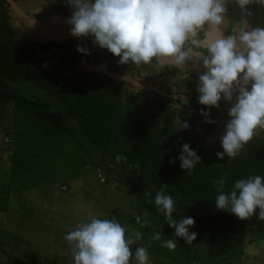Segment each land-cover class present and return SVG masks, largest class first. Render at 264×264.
<instances>
[{
  "label": "trees",
  "instance_id": "16d2710c",
  "mask_svg": "<svg viewBox=\"0 0 264 264\" xmlns=\"http://www.w3.org/2000/svg\"><path fill=\"white\" fill-rule=\"evenodd\" d=\"M9 11L8 3L0 0V105L13 103L16 111L19 110L16 117L26 113L38 126L45 125L43 133L53 143L57 137L61 141L67 137L79 143L86 141L96 151L97 158L91 154L95 168L115 161L110 176L141 198L143 213L162 217L166 225L154 199L160 186L169 185L165 194L174 199V217L195 220L189 231L197 233V239L191 244L183 237H176L179 243L174 241L175 250L192 254L191 259L197 258L196 254L209 260L225 259L241 249L250 221L263 227L260 229L264 232L259 209L247 220L217 209L214 202L218 185L213 184L225 173L228 174L225 191L236 180L254 175L264 177V145L226 164L207 163L203 152L184 140L188 129L173 128L176 118H169V103L176 102L178 93L169 92V81L163 80L161 88L154 81V74L169 73V68L150 71L151 82L138 77L140 83L151 86L152 90L132 88L115 78L82 69V59L90 56L77 50L78 45L86 47L84 40L37 44L17 30ZM86 38L91 50L93 37ZM53 48L57 53L50 51ZM38 51L50 60L57 59L55 70L44 67L43 61L38 60ZM96 56L99 61L106 60L104 54ZM88 64L95 65L90 61ZM93 75L102 80L95 81ZM135 89L139 90L138 94ZM157 96L162 98L156 99ZM174 108L180 111L175 105ZM185 143L202 160L190 174L181 168L179 160ZM173 159L175 163L171 162ZM146 190L152 195L146 197ZM149 199L153 203H148ZM6 201L2 200L3 209L8 205ZM172 230L175 229L169 226L174 236ZM164 234L161 232L162 237Z\"/></svg>",
  "mask_w": 264,
  "mask_h": 264
},
{
  "label": "clouds",
  "instance_id": "9594fccd",
  "mask_svg": "<svg viewBox=\"0 0 264 264\" xmlns=\"http://www.w3.org/2000/svg\"><path fill=\"white\" fill-rule=\"evenodd\" d=\"M235 2L243 13L251 15L247 6L254 0ZM68 3L73 9L67 21L73 25L71 34L93 37L94 45L120 57L117 61L120 65L133 64L139 68L149 65L156 70L175 67L181 69V74L187 73L188 78L185 65L193 62V67H198L202 63L206 71L199 76L197 92L198 102L209 106L208 111L201 109L205 123L213 122L208 119L210 108L219 107L222 95L232 101L238 93L234 106L228 110L231 119L221 137L224 151L216 153L220 160L225 155L236 157L253 139L257 128L264 129V27L249 31L246 22L241 20L225 36L221 26L228 11L227 0H68ZM77 50L91 54L84 46L78 45ZM148 74L145 71V76ZM188 103L186 97L179 95V103L174 105L183 110ZM189 127V122H181L180 117H176L173 128L180 131ZM179 160L181 168L189 174L202 162L187 143L182 147ZM171 162L175 163V159ZM227 176L225 173L213 182L214 186L218 185L216 208L240 220L253 217L259 209L258 218L264 221V177L254 175L236 180L231 189L225 191ZM168 187L167 184L160 186L154 203L167 224L175 229L173 235L191 244L197 239V233L189 231L195 220L174 217V199L165 194ZM144 195L148 197L152 193L146 190ZM148 203L153 201L149 199ZM136 221L140 227L150 223L140 216ZM126 232V227L115 217H93L81 220L64 239L72 246L74 264H131L133 258L136 264H148L147 249L139 246L133 255V237ZM134 238L139 240L141 233L135 232ZM152 239L159 241L161 233H154ZM162 246L173 250L177 245L170 239Z\"/></svg>",
  "mask_w": 264,
  "mask_h": 264
},
{
  "label": "rangeland",
  "instance_id": "374dc122",
  "mask_svg": "<svg viewBox=\"0 0 264 264\" xmlns=\"http://www.w3.org/2000/svg\"><path fill=\"white\" fill-rule=\"evenodd\" d=\"M91 50L88 58L91 63L113 74L124 71V65L117 63L120 57L94 44ZM50 51L57 53L55 48ZM97 54H104L106 62L99 61ZM56 60L47 56L44 59L48 69ZM129 67L123 72L127 74L121 76L145 79V71L156 70L149 65L139 68L130 64ZM199 67L185 65V70L200 75ZM134 69H140L142 75ZM148 76L151 82L153 77ZM92 77L95 81L102 80ZM159 78H162L160 82ZM163 80L169 81V73L161 71L157 76L154 74V81L160 88ZM142 85L152 90L151 86ZM224 105L231 107L227 100ZM15 108L13 103L0 105V264H74L72 246L64 236L81 220L93 217H115L126 227V235L133 237V255L139 246L147 249L148 264H264V232L260 229L263 227L259 228L251 221L245 245L225 259L209 260L199 254L191 259L192 254L163 247L162 243L169 239L178 242L176 237L170 234L162 217L154 213L145 216L141 198L110 176L115 161L95 168L93 158L96 151L89 143H79L73 137L63 141L57 137L53 143V139L49 140L43 133L45 125L38 126L26 113L16 117L19 110ZM219 137L216 149L209 154L205 151L206 161L211 165H221L232 159L227 155L223 160L217 157V152L224 151ZM3 199L8 201L5 209L1 205ZM137 216L150 223L140 227ZM137 231L141 233L139 240L134 238ZM159 231L165 233L164 237L161 236L159 241L152 239V235ZM131 264H136L134 258Z\"/></svg>",
  "mask_w": 264,
  "mask_h": 264
},
{
  "label": "flooded vegetation",
  "instance_id": "af4514ba",
  "mask_svg": "<svg viewBox=\"0 0 264 264\" xmlns=\"http://www.w3.org/2000/svg\"><path fill=\"white\" fill-rule=\"evenodd\" d=\"M13 1L23 13H25L30 17L38 19L43 24L49 27H56L61 29L65 28L66 30H71V28L73 27V25L68 24L67 22L68 18L72 15V11H73L70 4L68 3V0H13ZM92 2H94V0H92ZM226 7L228 11L225 14L224 23L221 26L225 36L230 34L231 28L233 26L238 25L241 20L246 22L247 25L246 30L249 31L255 27H264V0H259V3H257L256 0H254L252 4L247 6L248 12L251 13V15H249L248 13H243L240 7L236 4L235 0H227ZM251 9L254 10L251 11ZM9 16L12 21L13 18L11 16L10 11H9ZM205 27L207 28V26ZM201 38H203V34H201ZM211 38L212 37H209V39ZM38 53H39L38 60H42L45 65L44 59L46 58V55L42 54L40 51H38ZM86 61L88 63L87 57H86ZM56 63L57 60L52 62V66L50 69H48L47 67L45 68L50 71H53L57 67ZM186 65L193 66V62H188ZM129 66L130 64H124V68L122 69L124 70L123 72H125V70H127ZM199 66H200L199 74L201 72L200 75H202L204 71H206V69H204L202 63ZM129 68L131 69V67ZM134 70L137 71L140 69H134ZM155 71L151 70V73H155ZM186 71L188 72L187 69ZM123 72H119V73H121V75L127 74ZM147 72L149 73L148 75H150V71ZM114 74L116 73L114 72ZM188 74H189L188 78H186L187 73L181 74V69L175 67L169 68V92L171 94H174V92L178 93V98L174 103H179V95H183L189 101V103L183 107V110L178 109L180 111L175 110L176 108H174V103L173 104L169 103V118L180 117L182 119V122L187 121L190 123V127L188 128V133L184 135V140L187 143H190L192 146L199 148V150L202 151L203 154L205 155V151L209 154L210 151L215 150L216 143H218L216 142V140L220 139L219 136L222 137L223 135H225V125L231 119V117H229L228 115V110L232 106H234V103L232 102L233 101L236 102V95H238V93L234 94L233 97L234 100H232V102L229 101L231 103V107L224 105L226 99H224L222 95V99L219 103V107L210 108V117H208V119H211L213 122L205 123L206 117L201 114V109L208 111L209 106L201 105L198 102L199 93L197 92V87L200 83L199 81L200 75H194L189 72ZM138 77L140 76H137V78L135 79L138 80ZM131 87L136 89L137 88L144 89L139 86L137 87L131 86ZM136 89L134 90V92L138 94L137 91L139 92V90ZM249 89H250V85H249ZM155 98L161 99L162 97L157 96ZM169 98L172 99V97L170 96ZM263 145H264V129L257 128L253 139L247 145H245V147L240 151V153L236 157L232 158L231 161L236 159L237 157L245 155L246 153L249 152V150Z\"/></svg>",
  "mask_w": 264,
  "mask_h": 264
},
{
  "label": "water",
  "instance_id": "95a60500",
  "mask_svg": "<svg viewBox=\"0 0 264 264\" xmlns=\"http://www.w3.org/2000/svg\"><path fill=\"white\" fill-rule=\"evenodd\" d=\"M5 1L10 6L12 12L11 16L13 18L12 21L15 27L17 28V30L23 33L28 39L32 40L33 42L40 45H48V44H58L64 40L75 39V40H84L86 48H88L87 46L88 40L86 37H75L71 34V31H66L64 29L56 28V27H49L43 24L38 19H35L23 13L13 0H5ZM81 68L90 72L107 75L109 77L115 78L119 81H122L124 83L136 87L139 86L141 88L151 89L138 83L136 79H132L130 77H124L121 75H116L107 72V70H104L100 67L89 65L86 61V57L82 59Z\"/></svg>",
  "mask_w": 264,
  "mask_h": 264
},
{
  "label": "crops",
  "instance_id": "0c3cea01",
  "mask_svg": "<svg viewBox=\"0 0 264 264\" xmlns=\"http://www.w3.org/2000/svg\"><path fill=\"white\" fill-rule=\"evenodd\" d=\"M140 72H141V70H137V71H136V73H140ZM145 77H147V78H149V79H150V76H148V75H147V76H145ZM147 90H151V89H147Z\"/></svg>",
  "mask_w": 264,
  "mask_h": 264
},
{
  "label": "built area",
  "instance_id": "2783aa9c",
  "mask_svg": "<svg viewBox=\"0 0 264 264\" xmlns=\"http://www.w3.org/2000/svg\"><path fill=\"white\" fill-rule=\"evenodd\" d=\"M102 182H103V180H102Z\"/></svg>",
  "mask_w": 264,
  "mask_h": 264
}]
</instances>
